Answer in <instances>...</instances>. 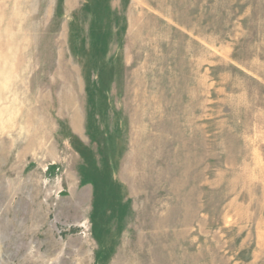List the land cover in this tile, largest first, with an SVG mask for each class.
<instances>
[{
  "label": "rangeland",
  "instance_id": "rangeland-1",
  "mask_svg": "<svg viewBox=\"0 0 264 264\" xmlns=\"http://www.w3.org/2000/svg\"><path fill=\"white\" fill-rule=\"evenodd\" d=\"M0 264H264V0H0Z\"/></svg>",
  "mask_w": 264,
  "mask_h": 264
}]
</instances>
